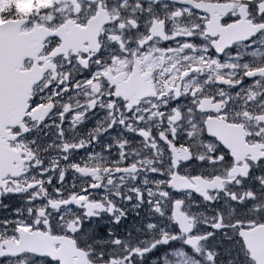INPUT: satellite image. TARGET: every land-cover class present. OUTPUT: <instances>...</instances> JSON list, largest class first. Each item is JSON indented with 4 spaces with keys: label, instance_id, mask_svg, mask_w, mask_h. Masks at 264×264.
<instances>
[{
    "label": "flooded vegetation",
    "instance_id": "flooded-vegetation-1",
    "mask_svg": "<svg viewBox=\"0 0 264 264\" xmlns=\"http://www.w3.org/2000/svg\"><path fill=\"white\" fill-rule=\"evenodd\" d=\"M51 4L52 24L91 22L93 31L70 43L49 38L26 58L23 69L36 62L42 80L23 115L15 99L0 114L5 235L44 211L38 234L52 233L50 220L90 264H204L205 240L215 264H264V231L246 230L243 248L202 236L216 204L225 215L234 207L225 191L264 204V0H78L77 12ZM193 126L201 131L189 138ZM241 168L236 184L228 173ZM214 179L225 187H208ZM64 208L74 223L58 216Z\"/></svg>",
    "mask_w": 264,
    "mask_h": 264
},
{
    "label": "snow or ice",
    "instance_id": "snow-or-ice-1",
    "mask_svg": "<svg viewBox=\"0 0 264 264\" xmlns=\"http://www.w3.org/2000/svg\"><path fill=\"white\" fill-rule=\"evenodd\" d=\"M179 118V114H177V119ZM211 119V117H209ZM264 119V117H262ZM201 131L200 128L193 126L192 130L187 133L188 137L191 138L195 133H199ZM185 152L188 151L187 147L184 149ZM219 151L217 150V155H219ZM224 159H228L231 161L232 156L227 154L225 151ZM188 158L185 157V160ZM216 163H220L221 160H216ZM264 163V160L261 161ZM184 165L182 164L181 167ZM240 176H234L232 172L228 173L230 179L235 180L236 184H240L241 179L245 175V169H239ZM198 179V177H197ZM208 187L223 189L225 185L219 181V179L211 180L207 182ZM203 199L205 201L212 200V196H210L207 192H203ZM224 198L234 207L231 209L228 215L224 214L223 206L220 204H216V214L214 216V223L212 224L209 231L213 233L211 239L215 240L216 237L224 234L227 239L230 241L236 242L239 244L241 248H243L245 244V231L246 230H256L259 229L264 231V204H256L255 196L252 192L248 191L243 193V196L238 195L236 192H228L225 191L223 193ZM180 205L177 204V210L179 211ZM47 219V213L41 211L37 219L34 221H22L17 219L14 221V227L11 230V236H6L5 233L8 232V222L3 221L0 222V228L3 231H0V264H11V257L18 256L21 254V247L26 241L29 239V230H31V234H35L38 230L43 232L45 229V220ZM23 229V231H20ZM48 229L52 231V238L55 239L57 233L55 229L52 227V222L48 221ZM187 231V229H185ZM167 243V240L164 241ZM12 244H16L17 247H12ZM186 247L189 250H194L195 252H199L200 248L198 246V242L196 239H188L186 241ZM247 251V249H245ZM174 256L183 258L185 256L184 252L177 251L173 253ZM211 258V253H209ZM188 259H191L189 257ZM46 264H61L60 259L56 255H49L45 257ZM180 264H188V260H181ZM210 264H215L214 258H211ZM254 264V262H253Z\"/></svg>",
    "mask_w": 264,
    "mask_h": 264
},
{
    "label": "clouds",
    "instance_id": "clouds-1",
    "mask_svg": "<svg viewBox=\"0 0 264 264\" xmlns=\"http://www.w3.org/2000/svg\"><path fill=\"white\" fill-rule=\"evenodd\" d=\"M210 151H211V149H208L207 151H203L200 154H203V155L207 156L208 155V152H210ZM194 155H196V153H194ZM146 163L149 164V165H151L152 164V161L151 160H147ZM221 167H223V166L221 165ZM159 184L160 185H165V181L161 180V181H159ZM237 194L243 196V193H237ZM211 198H212V200H215L216 199L215 196H212ZM74 222H75V218H71V219H68V220L65 221L66 224H72ZM203 235H207L209 237V239H210L211 236L213 235V233H210V232L209 233H202V236ZM208 243H209V241L208 240H205L204 241V244L202 246L204 247V251L206 253H211V258H214L217 255V253H216V251L214 249H211V248L208 247ZM211 258L209 256V254L206 255L204 257V264H210ZM121 264H123V262H121Z\"/></svg>",
    "mask_w": 264,
    "mask_h": 264
},
{
    "label": "rangeland",
    "instance_id": "rangeland-1",
    "mask_svg": "<svg viewBox=\"0 0 264 264\" xmlns=\"http://www.w3.org/2000/svg\"><path fill=\"white\" fill-rule=\"evenodd\" d=\"M26 264H46V262L44 259H26Z\"/></svg>",
    "mask_w": 264,
    "mask_h": 264
}]
</instances>
